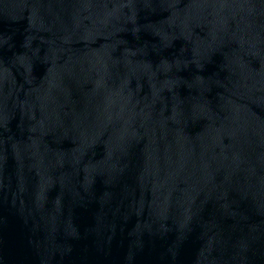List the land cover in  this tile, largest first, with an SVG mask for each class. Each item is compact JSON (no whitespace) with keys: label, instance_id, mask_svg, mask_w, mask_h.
Here are the masks:
<instances>
[{"label":"water","instance_id":"1","mask_svg":"<svg viewBox=\"0 0 264 264\" xmlns=\"http://www.w3.org/2000/svg\"><path fill=\"white\" fill-rule=\"evenodd\" d=\"M0 264H264V0H0Z\"/></svg>","mask_w":264,"mask_h":264}]
</instances>
